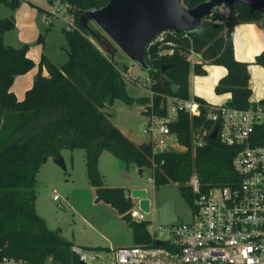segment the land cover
<instances>
[{
	"label": "trees",
	"instance_id": "trees-1",
	"mask_svg": "<svg viewBox=\"0 0 264 264\" xmlns=\"http://www.w3.org/2000/svg\"><path fill=\"white\" fill-rule=\"evenodd\" d=\"M69 3L76 28H64L68 42V59L55 64L42 56L33 85L22 100L12 91L15 78L31 71L37 64L29 57V46L7 45L6 32L15 28L14 18H0V264L4 258L27 260L31 264H78L80 259L72 248L75 243L52 230L36 210L37 174L50 157H61L64 149H85L87 176L95 188L96 200L116 208L133 229V245H155L149 231V221L134 220L129 211L135 203L126 187L105 186L99 170V159L104 151L138 168H151L156 187L171 182L180 184L183 194L195 209L197 195L189 181L196 175L201 188L224 185L235 179L233 157L236 146L207 137L203 146H196L193 130L198 126L215 130L203 109L201 116L191 117L180 112L170 123L171 132L185 147L156 151L153 143L133 142L111 120L106 111L117 100L126 104H144L143 113H149V103L160 115H166V97L190 98V75H206V65H219L227 69L215 87L216 94L231 93L228 104L238 109L250 105L252 88L249 62L235 56L234 24H216L218 10L207 18L196 31L170 35L165 42H156L146 48L148 73L152 83L147 87L152 96L133 97L127 90L125 74L129 65L112 62L94 42L95 30L81 27L82 14L100 8L109 0H61ZM195 7L207 0H183ZM264 1V0H263ZM12 9L20 0H0ZM235 22L255 23L264 32V15L249 5L231 4ZM98 42V41H97ZM172 49V53H164ZM200 60L192 63L191 56ZM253 64L264 67V50ZM170 65L164 69L163 67ZM46 69L47 75L43 74ZM202 103L206 101L195 97ZM264 104V99L261 100ZM163 107L161 108V106ZM186 188V189H184ZM101 250L103 247H88Z\"/></svg>",
	"mask_w": 264,
	"mask_h": 264
},
{
	"label": "rangeland",
	"instance_id": "rangeland-1",
	"mask_svg": "<svg viewBox=\"0 0 264 264\" xmlns=\"http://www.w3.org/2000/svg\"><path fill=\"white\" fill-rule=\"evenodd\" d=\"M55 8H60L61 11L57 15H52L50 11ZM69 17L70 13L59 0H20V5L16 9L0 3V18H14L16 22L15 28L4 35L5 43L15 47L27 44L30 54L38 63L43 55L55 64H62L68 59V42L64 28L69 27ZM226 22L230 26L235 20L231 17ZM92 27L104 33L95 23H92ZM94 42L98 45L97 41ZM250 53L254 54L256 50L252 48ZM115 58L120 65H129L130 78L126 79L129 95L136 98L151 96L148 86L136 82L137 79L148 78V70L136 64L121 49ZM195 59L200 60V57L196 56ZM253 65L251 70L253 85L258 88L256 90L264 91V67ZM39 70L37 64L29 75L36 77ZM211 70L213 73L203 75L206 82L199 84L209 90H212L211 83L221 75L217 67ZM22 78L18 77L15 90L20 88ZM32 83L33 81L30 86ZM145 107L144 104L129 105L117 100L106 111L111 115L110 118L115 125L133 142L140 144L152 139L151 135L144 133V126L148 122V115L143 113ZM164 139V144L159 142L156 144L158 150H185V147L178 143L176 136L168 135ZM102 154L99 170L106 186L126 187L127 194L130 195L134 190L146 191L145 198L149 201V211L141 208L138 199H134V207L146 214L148 228L153 236H159L155 230L158 227L166 228L193 220L194 208L183 194L180 184L171 182L156 187L151 168H145L141 173L138 167L116 158L109 151ZM61 156L65 160L66 169L58 165L54 157H50L37 174L36 210L47 220L50 229L59 230L62 237L74 241L84 250H89L88 247L105 248L89 250L100 257L98 260H91L89 264H115L114 249L134 244L133 229L116 208L103 201H96L95 189L87 176L86 150L64 149ZM55 195L59 196V200H54Z\"/></svg>",
	"mask_w": 264,
	"mask_h": 264
},
{
	"label": "built area",
	"instance_id": "built-area-1",
	"mask_svg": "<svg viewBox=\"0 0 264 264\" xmlns=\"http://www.w3.org/2000/svg\"><path fill=\"white\" fill-rule=\"evenodd\" d=\"M59 1L70 13L68 28H76L70 4ZM60 11V8H55L50 13L57 15ZM231 17L230 8L223 6L218 9V17L212 21L223 24ZM170 35L178 34L171 30L162 31L148 46L156 42L173 45V42L166 41ZM166 52L172 53L173 50L168 49L164 51ZM192 56V63L197 62ZM125 78L130 77L125 74ZM136 82L146 86L152 83L149 77L137 79ZM150 94H153L151 90ZM166 99V115L156 112L152 102L148 105V122L144 126V133L152 136L154 149L163 151L158 150L156 144H164L165 136L174 135L170 123L177 119L180 112L199 117L205 109L207 119L219 124L216 128L221 142L237 147L232 161L236 177L229 183L210 186L203 191L198 177L192 176L189 185L197 195L193 220L156 228L159 236L152 235L155 245H132L114 249V263L264 264V104L261 102L264 97L250 101L246 109H238L228 103H202L192 96H167ZM212 132L213 129L203 125L195 127L192 134L194 144L203 146ZM54 200H59V196L55 195ZM129 214L134 220H147L146 214L136 208L129 211ZM156 240L164 241L165 245L157 246ZM72 250L78 254L80 261L87 264L91 260L100 259L93 251L84 250L80 246H73ZM2 264L31 263L7 257Z\"/></svg>",
	"mask_w": 264,
	"mask_h": 264
},
{
	"label": "water",
	"instance_id": "water-1",
	"mask_svg": "<svg viewBox=\"0 0 264 264\" xmlns=\"http://www.w3.org/2000/svg\"><path fill=\"white\" fill-rule=\"evenodd\" d=\"M236 3L249 5L264 15L263 0H207L192 8L187 7L183 0H109L100 8L86 10L80 18V25L91 30V24L95 23L104 32L91 30L99 47L111 56L112 62L121 49L136 64L148 70L146 48L157 34L165 30L176 34L199 30L218 9ZM168 67L170 65L163 68ZM217 132L216 128L210 138L215 139ZM55 162L67 168L62 156ZM139 170L143 173L142 168ZM145 196L146 191L134 190L131 198L138 199L141 208L149 211V201ZM156 245L163 246L165 242L156 240ZM78 264L87 263L79 261Z\"/></svg>",
	"mask_w": 264,
	"mask_h": 264
},
{
	"label": "crops",
	"instance_id": "crops-1",
	"mask_svg": "<svg viewBox=\"0 0 264 264\" xmlns=\"http://www.w3.org/2000/svg\"><path fill=\"white\" fill-rule=\"evenodd\" d=\"M234 46H235L236 58L240 61L250 63L249 72H250V75L252 76L251 70L254 66L253 62L255 61V57L257 55H259L264 50V32L255 23L235 22V24H234ZM252 48H254L256 50V53H254V54L250 53ZM28 55L30 58H32L36 62V64H38L37 59L30 54V51H29ZM196 56L199 57V55L195 54L192 56V58H194V60H196V61H199V59H195ZM214 67H217L221 71V75L213 83H211L212 90H209L204 85H199L200 82H206L204 80L205 78H203L205 76L195 75V74L191 73V75H190V95L192 97H196V96L200 97L209 103H214V104L228 103L232 97L231 93L216 94V92H215V87L218 84V81L227 74V69L225 67L219 66V65H209V67L205 66V69L207 70V74L213 73L211 68H214ZM33 69L31 71H29L28 73H26L24 75H19L15 78V81H14L13 86H12V91L16 94V96L19 100H22L24 98L26 91L29 88H31L33 85V83H32V85L30 86V83L32 81L34 82L35 77L34 76L31 77L29 75V73H31L33 71ZM43 74L45 76L48 74L46 69L43 70ZM20 76H21V78L22 77H25V78H22V80H21L22 82L20 84V88L18 89L19 90L18 91V90H15V86L17 84V79ZM207 85L209 86L208 82H207ZM250 86H251L252 91H253V95L251 96L250 101L254 102V101L264 97V91L256 90L258 88H256V86L253 85L252 77L250 79ZM192 88H193V90H192ZM255 90H256V92L254 95ZM209 99H211L212 101H210ZM102 155L103 154H101L100 159H99V166H100ZM142 169L144 172L145 168H142ZM132 200L135 203V200L133 198H132ZM97 202H99V201H97ZM120 216L122 217L121 214H120ZM75 246H79V245L75 243Z\"/></svg>",
	"mask_w": 264,
	"mask_h": 264
}]
</instances>
